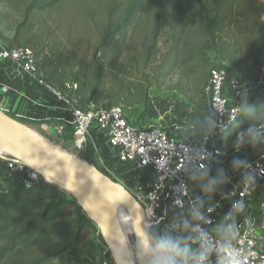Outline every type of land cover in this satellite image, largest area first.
I'll use <instances>...</instances> for the list:
<instances>
[{"label":"trees","instance_id":"trees-1","mask_svg":"<svg viewBox=\"0 0 264 264\" xmlns=\"http://www.w3.org/2000/svg\"><path fill=\"white\" fill-rule=\"evenodd\" d=\"M0 6L10 10L0 21V41L30 49L37 78L84 110L143 114L156 91L194 103L217 61L247 81L264 79V0H0ZM263 125L264 85L229 131ZM91 226L65 190L45 181L27 187L24 175L0 160V264H60L79 248L85 260L100 257L101 264L98 241L83 239Z\"/></svg>","mask_w":264,"mask_h":264},{"label":"built area","instance_id":"built-area-1","mask_svg":"<svg viewBox=\"0 0 264 264\" xmlns=\"http://www.w3.org/2000/svg\"><path fill=\"white\" fill-rule=\"evenodd\" d=\"M0 59L16 63L27 73L37 77L36 59L30 49L10 48L0 41ZM263 85L264 79H258L253 86L254 91ZM73 89L72 83L66 85L67 91ZM225 91L230 93L231 99L226 96ZM245 91L241 79L234 77L230 70L221 67L219 63H215L203 87V93L210 101L214 124L206 134L195 141H179L171 136L164 126L157 124L139 129L128 122L121 107L84 110L76 101L55 92L59 101L71 110L70 126L73 129V144L77 150L81 153L86 151L90 147V140L93 141L91 133L96 131L107 140L118 164L136 169L138 172L144 170L153 172L150 188L138 185L137 193L134 194L144 207L148 229L152 234L154 229L169 220L171 209L184 211L189 196V177L205 172L223 156V142L232 133L229 131L230 127L248 101L249 95L244 94ZM260 130L264 131V126H261ZM57 131L62 133L63 127H58ZM0 154L13 157L1 149ZM3 163L7 171L24 175L27 187L44 181L41 174L35 170L13 161ZM248 164L250 167L240 169L241 182L233 184L200 214L207 222L198 218L200 224L196 226L198 231L204 229L210 236H215L214 229L220 225L221 220L225 222V217L232 213V222L237 226L234 247L239 249L241 258L246 259V264H264V253L260 251L256 229L247 212V199L252 193L253 186L264 182V146L259 156L248 161ZM246 175L253 176L254 182L246 181ZM240 201L243 202V206L234 210V205ZM225 203H228V208L219 217L217 212ZM198 231L193 232L194 237L198 235ZM191 244L198 247L196 240H191ZM100 246L101 264H115L104 242ZM215 260L216 257L213 256V264Z\"/></svg>","mask_w":264,"mask_h":264},{"label":"crops","instance_id":"crops-1","mask_svg":"<svg viewBox=\"0 0 264 264\" xmlns=\"http://www.w3.org/2000/svg\"><path fill=\"white\" fill-rule=\"evenodd\" d=\"M217 63L230 70L234 77L243 78L241 75L235 74L227 63L221 61H217ZM248 82L249 84H244L246 89L244 94L250 95L249 88L255 86L257 80ZM225 94L231 99L228 91H225ZM0 110L13 115L19 122L47 139L58 138L62 144H69L73 141V129L70 126L71 110L66 104L59 101L56 92L16 63L1 59ZM135 110L142 111V108ZM134 120L139 129H145L150 124L164 126L170 135L179 141H195L201 135L206 134L214 124L210 101L203 90L194 103H189L172 91L171 94H156L152 97L141 118ZM58 127H63L62 133L57 131ZM239 135L236 131H232L223 142V156L205 172L192 174L189 177V196L186 199L184 211L179 212L171 209L169 220L154 229L152 235L168 232L174 237L189 235L194 237L191 227H188L186 222L191 226L200 224L196 214L204 213L223 192L233 184L241 182L242 177L239 175L241 167H235L234 161H252L259 156L263 149V130L255 132L243 142H238ZM91 137L92 143L95 145V152H98V155L104 160L105 170L108 173L112 172L124 180L134 194L137 193L138 185L150 188L154 175L152 171L138 172L136 169L118 164L107 140L96 131L91 133ZM61 143L58 142V144ZM227 208L228 203H225L217 215L221 217ZM247 212L256 229L260 251L264 253V182L253 186L252 193L247 199ZM182 219L183 221H181ZM223 222L221 220V223ZM216 228L214 229L215 234ZM94 235L100 248L101 236L97 231ZM189 243L191 244V241ZM191 247L196 249V246L192 244Z\"/></svg>","mask_w":264,"mask_h":264},{"label":"water","instance_id":"water-1","mask_svg":"<svg viewBox=\"0 0 264 264\" xmlns=\"http://www.w3.org/2000/svg\"><path fill=\"white\" fill-rule=\"evenodd\" d=\"M0 154L3 161H13L35 170L44 181L68 191L87 219L94 225L113 257V248L121 244L127 254L126 264H142L137 248L138 233L147 228L146 214L139 199L105 172L98 171L84 159H77L62 146L43 137L27 125L0 110ZM108 192L117 195L128 207L135 236L134 249L124 241ZM131 248V249H130ZM132 250V251H131ZM137 259V260H136ZM114 260V258H113ZM115 264L116 261L114 260Z\"/></svg>","mask_w":264,"mask_h":264},{"label":"clouds","instance_id":"clouds-1","mask_svg":"<svg viewBox=\"0 0 264 264\" xmlns=\"http://www.w3.org/2000/svg\"><path fill=\"white\" fill-rule=\"evenodd\" d=\"M249 111H256L255 108ZM255 133L253 127H249L247 135L251 136ZM245 133H240L238 142L242 141ZM234 166L237 168H248L250 165L246 161L236 160ZM246 181L254 182V177L246 175ZM243 202H237L234 205L236 208L242 207ZM199 219H206L196 214ZM232 213L225 217V222L221 223L216 228L215 236L198 226H191L193 232L198 231V235L184 237H174L168 232L152 235L141 229L138 233L137 248L141 254L142 264H213L212 257L215 256V264H246V259L241 258L238 248L234 247L233 241L237 236V226L232 222ZM198 241V247L193 249L189 241ZM113 258L116 264H126L127 254L124 245L113 248Z\"/></svg>","mask_w":264,"mask_h":264},{"label":"rangeland","instance_id":"rangeland-1","mask_svg":"<svg viewBox=\"0 0 264 264\" xmlns=\"http://www.w3.org/2000/svg\"><path fill=\"white\" fill-rule=\"evenodd\" d=\"M8 12H10V10H8L6 8V6H2V7L0 6V21L1 20H4L3 19L4 14H6ZM11 16H15L14 13L11 12ZM241 79L243 80V83L244 84H249V82L247 80L244 81L243 78H241ZM254 89H255V87L251 86L249 88V93H252L254 91ZM162 93H164V94H171V91H164V92H157L156 91L154 93V95H156V94L157 95H160ZM126 114L130 118H132L133 120L134 119H137V118L140 119L141 116H142L141 111L140 110H135V109L130 110V111L127 110L126 111ZM236 136H237V134H236ZM251 136L247 135V132H245V136H244L242 142L245 141V140H247ZM50 140L53 143H55V144H58V142L61 143V141H59L58 138L50 139ZM96 140H97V138H96ZM58 145H60L63 148H65L68 152H70L71 154H73L76 158L77 157L78 158L80 157L81 159H84L88 163L92 164L98 171L105 172L106 174H109V176H111L116 182L122 184L128 190L131 191V188L128 186V184L125 183L124 180H122L120 177H118L114 173H112V172L111 173H108V171L105 170V162L101 158V156L98 155V152H95V150H96L95 147H94L95 145L91 142V140H90V147L86 151H84L82 153L79 150L76 149V147L73 144V141H72V143H69V144H67V143H63L62 144L61 143V144H58ZM66 192L70 195L71 198H73V196H72V194L70 192H68V191H66ZM91 225H92V223H91ZM95 231H97L99 233L98 229L94 225H92L91 228H89V230L84 233V236H83L84 241H90V240L94 239L95 238V235H94L95 234ZM128 237H129V243H130V245L132 247H134V244H135L134 232H130L129 235H128ZM99 259H100V257H97L96 259L88 258V259L85 260L84 259V256H83L82 249H79V250L71 251L69 254L63 255L62 257H60L59 259H57L55 262L60 263V264H80V263H83V264H93V263L94 264H98V260Z\"/></svg>","mask_w":264,"mask_h":264},{"label":"bare ground","instance_id":"bare-ground-1","mask_svg":"<svg viewBox=\"0 0 264 264\" xmlns=\"http://www.w3.org/2000/svg\"><path fill=\"white\" fill-rule=\"evenodd\" d=\"M77 159H81V158L77 157ZM107 195H108V198L112 204L113 211H114L117 223L119 225V228L121 230L123 239H124V241H126L128 243V241H129L128 235L130 232H133L131 213H130L128 207L126 206V204L117 195H115L112 192H108ZM148 226L149 225L147 224V228H148ZM131 248H133V247H131Z\"/></svg>","mask_w":264,"mask_h":264}]
</instances>
